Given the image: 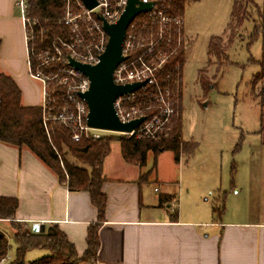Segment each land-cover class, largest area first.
<instances>
[{
	"label": "trees",
	"instance_id": "1",
	"mask_svg": "<svg viewBox=\"0 0 264 264\" xmlns=\"http://www.w3.org/2000/svg\"><path fill=\"white\" fill-rule=\"evenodd\" d=\"M108 1L113 3L114 0ZM154 1L159 8L168 6L166 13L183 16L186 3L197 0ZM67 6L68 12L72 15L80 12L76 0H27L26 15L36 19V22L28 27L30 39L26 42L30 70H40L45 75H62L66 63L51 59L53 56H58L57 51L63 58L70 52L67 46H71V50L81 55L87 54L88 51L95 52L94 46L98 43V34L94 29H89L91 22L77 19L75 24L66 23L64 17ZM252 9H255L256 17L252 18L253 28L247 35V40L251 42L258 37L261 38V54L257 61L259 71L253 76L252 84L261 82L255 97L258 99L262 119L264 116V0L260 7L255 0H233L229 29L232 33L243 20L250 19ZM128 31L142 38V45L136 49L135 54L142 55L144 62L155 66L161 58H164L163 64L155 69V75L160 88L168 89L173 113L156 138L107 134L92 138L82 132L78 140H74L72 136L76 131L56 118L64 106L73 108V103L69 100L72 91L66 85H60L55 80L49 79L46 83L44 103L24 105L15 81L11 76L0 71V142L29 150L56 175L59 183L66 184L68 190L87 192L90 203L97 211V222L87 228L86 248L81 255H78L74 244L67 239L57 223H49L43 230H32L25 222L16 220L18 198L0 195V221H7L12 230L8 236L0 231V259L9 254L11 243L14 247L13 255L4 264H98V228L106 204V197L101 189L102 163L110 151L111 142L119 143L121 155L127 163L139 166L145 164L149 152L156 155L161 150H169L173 153L175 161L179 160L181 152L187 154L193 152L195 143L183 141L181 138L182 66L186 50L183 35L178 39V33L173 26L159 34L156 23L150 22L144 15L135 17L127 28ZM224 44L221 37H211L208 42V53L225 57ZM43 51H47L46 63L43 62L42 56H38ZM197 82L202 88L209 86L203 69L198 71ZM155 94L153 87H146L141 92V98L137 99L141 104L151 105L148 112L152 114H157L159 111ZM68 155L76 162L69 161ZM31 249H43L47 254L25 261V254Z\"/></svg>",
	"mask_w": 264,
	"mask_h": 264
},
{
	"label": "crops",
	"instance_id": "2",
	"mask_svg": "<svg viewBox=\"0 0 264 264\" xmlns=\"http://www.w3.org/2000/svg\"><path fill=\"white\" fill-rule=\"evenodd\" d=\"M16 1L0 0V71L15 81L22 104L39 105L43 83L29 73ZM113 142L117 148L110 144L102 163L106 204L98 228V264H264V220L218 221L200 228L193 213L173 209L169 190L151 188L149 174L127 163ZM0 195L18 198L16 220L32 230L57 223L78 255L84 252L87 228L97 222L88 193L68 190L26 148L0 142Z\"/></svg>",
	"mask_w": 264,
	"mask_h": 264
},
{
	"label": "rangeland",
	"instance_id": "3",
	"mask_svg": "<svg viewBox=\"0 0 264 264\" xmlns=\"http://www.w3.org/2000/svg\"><path fill=\"white\" fill-rule=\"evenodd\" d=\"M255 2L258 7L262 4V0ZM232 3L233 0L186 3L181 138L195 143V148L191 154L181 152L178 161L169 150L156 155L149 152L142 166L143 172L149 174L151 188L169 190L174 198L173 209L193 213L200 228L218 221L264 220V116L260 118L255 97L261 82L252 84L259 71L261 38L247 40L255 9L250 19L243 20L231 33ZM15 9L20 15L17 5ZM215 36L225 43V57L208 53V42ZM201 69L209 84L206 88L197 82ZM30 83L40 90L37 81ZM111 144L112 150L118 146ZM67 159L76 162L70 155ZM0 231L7 236L12 232L7 221H0ZM13 253L11 243L9 255ZM46 254V250L31 249L25 261Z\"/></svg>",
	"mask_w": 264,
	"mask_h": 264
},
{
	"label": "built area",
	"instance_id": "4",
	"mask_svg": "<svg viewBox=\"0 0 264 264\" xmlns=\"http://www.w3.org/2000/svg\"><path fill=\"white\" fill-rule=\"evenodd\" d=\"M140 1H153L151 9L140 15H144L150 20V22L156 23L159 34L164 33L165 30H168L173 26L178 33V39L181 38L184 30L183 16L166 13L165 11L168 6H162L159 8L154 0ZM76 2L80 8V12L72 15L68 12L67 6V12L64 17L65 22L75 24V20L77 19H86L88 22H91L89 29H94L98 34V43L94 46L95 52L92 53L88 51L87 54L81 55L71 50V46H67V49L70 50V52L65 58H63L60 57L62 54L57 51L58 56H53L51 59L62 60L66 63V67L62 70V75H45L40 70L32 71L30 70L27 60L30 75L33 78L39 79L43 83V100H45L46 83L49 79L55 80L60 85H66L68 89L72 91L69 100L72 101L73 108L69 109L64 106L56 115V118L62 124L71 126L76 131L72 136L74 140H78L82 132L85 135H90L92 138H98L101 135L100 132L105 130L89 128L86 126L87 107L84 100L79 97L78 93L86 91L89 82L85 76L68 65L67 57H72L84 63H96L98 55L103 51L107 40V36L101 26V21L98 20L97 16H102L109 23L115 22L120 16L126 0H114L113 3H110L108 0H97V6L91 10H86L79 0H76ZM16 5L20 12L25 31V41L27 42L30 39L28 27L31 24H34L36 19L29 18L26 15L27 0H17ZM141 41L142 38L140 36H135L131 31L127 32L126 30L122 42V54L125 56V59L114 69L112 78L115 84L120 85L142 81H145V84L133 92L118 96L113 105L118 118L123 122L142 116H144V120L130 132L117 133L127 137L135 135L136 137L150 136L156 138L159 131H161L168 122L169 116L173 113V109L171 107L168 89L160 88L155 75V69L163 64L164 58H161L160 62L155 66H151L144 62L142 55L135 54L136 49L142 45ZM38 56H42L44 63L47 62V51L41 52ZM146 87H153L156 91L155 100L158 103L157 106L159 109L157 114L148 112L151 109V105L141 104V102H138L137 100L138 98H141V92ZM8 259V255L2 257L0 259V264H4Z\"/></svg>",
	"mask_w": 264,
	"mask_h": 264
},
{
	"label": "water",
	"instance_id": "5",
	"mask_svg": "<svg viewBox=\"0 0 264 264\" xmlns=\"http://www.w3.org/2000/svg\"><path fill=\"white\" fill-rule=\"evenodd\" d=\"M79 1L86 10H91L98 4L97 0ZM152 5L153 1L126 0L123 10L115 22L109 23L102 16H97L101 21L107 40L96 63H84L67 57L68 65L85 76L89 82L87 90L78 93L87 107V127L111 132H130L144 120V116H142L130 121H121L113 103L118 96L133 92L144 85L145 81L124 85L115 84L112 73L117 65L125 59L122 54V42L127 28L135 17L148 12ZM36 228L37 225H34L33 229Z\"/></svg>",
	"mask_w": 264,
	"mask_h": 264
}]
</instances>
